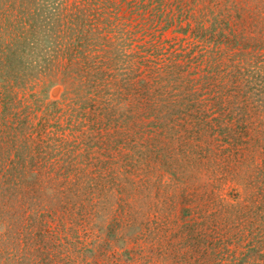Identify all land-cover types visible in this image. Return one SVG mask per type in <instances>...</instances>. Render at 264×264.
Returning a JSON list of instances; mask_svg holds the SVG:
<instances>
[{
	"label": "rangeland",
	"instance_id": "rangeland-1",
	"mask_svg": "<svg viewBox=\"0 0 264 264\" xmlns=\"http://www.w3.org/2000/svg\"><path fill=\"white\" fill-rule=\"evenodd\" d=\"M0 264H264V0H0Z\"/></svg>",
	"mask_w": 264,
	"mask_h": 264
}]
</instances>
